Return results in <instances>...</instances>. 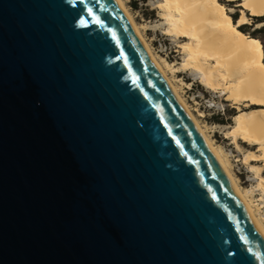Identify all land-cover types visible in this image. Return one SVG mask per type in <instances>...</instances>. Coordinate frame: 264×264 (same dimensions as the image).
<instances>
[{
    "label": "water",
    "instance_id": "water-1",
    "mask_svg": "<svg viewBox=\"0 0 264 264\" xmlns=\"http://www.w3.org/2000/svg\"><path fill=\"white\" fill-rule=\"evenodd\" d=\"M0 264H264L116 0H0Z\"/></svg>",
    "mask_w": 264,
    "mask_h": 264
},
{
    "label": "bare ground",
    "instance_id": "bare-ground-1",
    "mask_svg": "<svg viewBox=\"0 0 264 264\" xmlns=\"http://www.w3.org/2000/svg\"><path fill=\"white\" fill-rule=\"evenodd\" d=\"M116 1L135 29L162 78L213 151L239 198L264 236V227L258 219L257 212L251 207L245 193L232 178L222 154L210 143L192 117L188 107L152 55L122 1ZM227 1L235 2L236 0ZM163 2L162 9L167 14L169 24L168 33L176 38H186L190 41L183 49L186 55L183 67L194 70L198 73L203 87L212 92H223L226 99L235 106L245 104V106L264 107L262 47L259 42L249 39L238 31V27L247 24L243 14L234 25L217 0H163ZM240 6L243 9L242 12H247L251 17L264 16V0H241ZM229 135L234 143L241 140L260 148L259 157L253 154H249L248 157L251 161L264 162V110L240 112L235 117V125L229 131ZM261 188L264 193V188L262 186Z\"/></svg>",
    "mask_w": 264,
    "mask_h": 264
},
{
    "label": "rangeland",
    "instance_id": "rangeland-1",
    "mask_svg": "<svg viewBox=\"0 0 264 264\" xmlns=\"http://www.w3.org/2000/svg\"><path fill=\"white\" fill-rule=\"evenodd\" d=\"M121 1L152 55L188 107L192 117L210 143L222 154L232 178L240 190L245 193L248 202L257 212L258 219L264 227V193L261 188V186L264 188V162L251 161L248 157L249 154L259 157L261 155L260 148L241 140L234 143L229 135V131L235 125V117L240 112L261 111L264 110V107L245 106V104L235 106L226 99L223 92H212L203 87L199 81L198 73L183 67L186 61L183 49L190 41L186 38H176L168 33L167 14L162 9L163 0ZM138 1L139 10L133 11L130 4ZM223 1V3H229L227 0ZM237 1L241 0L235 2ZM217 3L219 4V0ZM223 8L228 16L234 14L236 10L238 11L237 8L243 11L240 4L234 6L235 10ZM242 11L239 15L243 14L247 24H250V18L253 17ZM230 110H235L236 115L229 119L227 112L230 113ZM222 117L230 120V124L227 126L214 124L215 121L219 122Z\"/></svg>",
    "mask_w": 264,
    "mask_h": 264
},
{
    "label": "trees",
    "instance_id": "trees-1",
    "mask_svg": "<svg viewBox=\"0 0 264 264\" xmlns=\"http://www.w3.org/2000/svg\"><path fill=\"white\" fill-rule=\"evenodd\" d=\"M144 1V0H141ZM223 0H219V4L223 7H225L226 9H234V6L239 5L240 1L237 2H229V3H223ZM139 1L138 2H132L130 4V7L133 11H138L139 10ZM238 11L234 14H230L229 17L231 18V21L234 25H236L240 15V11H242L241 9L237 8ZM235 10V9H234ZM251 23L250 24H245L243 26L238 27V31L248 37L251 40L257 41L260 43L261 47H262V52H263V64H264V16L263 17H253L250 18ZM231 112L228 113L227 112V116L230 119L235 117L236 112L235 110H230ZM214 124L219 125V126H227L228 124H230V120H226V118L222 117L220 119L219 122L215 121Z\"/></svg>",
    "mask_w": 264,
    "mask_h": 264
}]
</instances>
